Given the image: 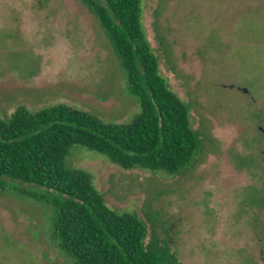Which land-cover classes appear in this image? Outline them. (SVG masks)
<instances>
[{"label": "rangeland", "instance_id": "obj_1", "mask_svg": "<svg viewBox=\"0 0 264 264\" xmlns=\"http://www.w3.org/2000/svg\"><path fill=\"white\" fill-rule=\"evenodd\" d=\"M158 73L188 107L198 146L177 174L123 169L73 144L104 203L137 215L180 264H264V0H140ZM66 103L105 122L137 112L124 71L80 0H0V118ZM0 264H71L50 207L5 179Z\"/></svg>", "mask_w": 264, "mask_h": 264}, {"label": "trees", "instance_id": "obj_2", "mask_svg": "<svg viewBox=\"0 0 264 264\" xmlns=\"http://www.w3.org/2000/svg\"><path fill=\"white\" fill-rule=\"evenodd\" d=\"M107 36L138 112L105 122L66 103L34 110L17 105L0 118V189L5 179L33 185L26 192L50 207V236L71 264H180L165 242H145V223L108 207L90 175L65 162L73 144L123 169L180 172L198 146L188 107L158 73L144 36L140 0H80Z\"/></svg>", "mask_w": 264, "mask_h": 264}, {"label": "water", "instance_id": "obj_3", "mask_svg": "<svg viewBox=\"0 0 264 264\" xmlns=\"http://www.w3.org/2000/svg\"><path fill=\"white\" fill-rule=\"evenodd\" d=\"M262 154L264 155V152H262Z\"/></svg>", "mask_w": 264, "mask_h": 264}]
</instances>
